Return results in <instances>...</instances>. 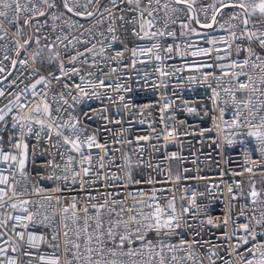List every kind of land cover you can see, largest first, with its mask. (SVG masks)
<instances>
[{
	"label": "snow or ice",
	"instance_id": "6c2138e0",
	"mask_svg": "<svg viewBox=\"0 0 264 264\" xmlns=\"http://www.w3.org/2000/svg\"><path fill=\"white\" fill-rule=\"evenodd\" d=\"M193 23L213 32V26L218 25L224 33H203L212 47L198 48L193 56L211 57L224 45L225 55L216 56V60L231 58L233 53L237 58L229 64L199 63L200 68H219L223 76L235 80V85L229 82V87L223 88L234 106L231 121H226L225 109L218 102L220 77L211 71L203 74L205 82L210 77L217 80V88L208 85L215 108L207 109L204 115L218 109L219 122L214 117L213 128L201 129L199 135L215 129L219 136L224 131L221 124L242 130L230 132L233 138L226 136V143L244 145L251 138L247 142L254 141L255 146L251 151L245 149V154L258 153L260 160L252 161L245 171L252 173L253 166L264 168V115H258L264 110V101L253 111L251 97L248 102L236 98L237 92L264 96V55L260 54L264 52V0H213L207 5L201 0H0V51L3 60L22 69L8 88L0 87V264H217V260L222 264H264V187L258 191L251 182L247 195L242 181L236 183L238 195L231 186L227 188L222 235L228 241L236 238L235 244H228L227 255L238 259H225L220 254L221 245L204 239L206 225L221 227L205 212L211 204L197 199L205 193L185 187L178 206L176 192L163 185L178 187L182 178L189 177H182L180 170L173 176L171 166L165 176L162 162L154 164L143 158L142 146L139 151L134 148L133 154L123 151V145H140L152 139V134L162 138L166 147L177 141L178 130L162 116L164 127L158 134L153 127L149 136L133 141L126 139L123 131L112 132L108 127L120 120L102 116L106 121L103 131L112 136L111 142L107 136L101 142V131L87 123L96 117L75 109L85 98H99L97 88L111 87L92 69L109 77L118 69L105 72L98 65L109 61L123 64L126 53L133 68L139 56L160 61L162 45L157 38L175 40L173 26L177 24L181 36L201 35L191 27ZM145 39L156 42L150 46L137 43ZM163 51L186 55L175 44ZM225 68L236 71L224 72ZM4 71L0 66V73ZM155 71L169 75L162 68ZM85 75L94 79H85ZM25 79L29 83L19 88L17 81ZM56 86L66 91L56 92ZM122 88L130 91L123 85L115 86L116 91ZM108 99L115 103L112 97ZM148 107L151 105H145ZM167 108L165 104L161 113ZM237 136L245 139L237 141ZM114 144L121 148L112 147ZM152 148L160 151L157 145ZM163 159L183 157L166 152ZM187 172L184 168L183 173ZM161 176L164 179L156 178ZM157 184L162 187L157 188ZM207 194L214 198L211 188ZM238 196L245 201L239 212L245 222L229 234L230 222L234 223L232 201ZM41 249L50 252L41 254Z\"/></svg>",
	"mask_w": 264,
	"mask_h": 264
},
{
	"label": "built area",
	"instance_id": "2783aa9c",
	"mask_svg": "<svg viewBox=\"0 0 264 264\" xmlns=\"http://www.w3.org/2000/svg\"><path fill=\"white\" fill-rule=\"evenodd\" d=\"M205 5L212 3L213 0H201ZM199 7V5H197ZM211 11V10H209ZM201 20H203V14H200ZM87 26V25H86ZM191 27H195L201 35L195 33H187L184 36L180 35L181 29L179 24L174 25L173 28L176 31V38L173 40L172 37L157 38L158 42L162 45L160 55L162 59L156 61L154 58L149 59L148 56L137 57V63L135 68L131 66V60L129 54H125V60L123 64H115L112 62L101 63L98 67L103 68L105 72L109 71L110 68L116 67L118 71L112 73L109 77H103L102 73L96 69H92L96 76H101L105 79L107 85L111 87L97 88L96 91L100 93L99 98H85L83 102L75 106L77 112L81 114L87 112L94 115L96 118L92 121H87L92 128L99 129L101 131V142L103 138L107 136L111 142L112 133H104L103 125L106 123L101 117H108L109 119L120 120L121 123H111L108 127L112 132L123 131V135L128 140L135 141L138 136H149L151 134V128L157 130V134L164 127V123L161 122V117H164V121L175 127L180 133L176 142L168 143L165 145L164 140L156 139L155 135L152 134L153 138L147 142L141 141L140 145L125 144L123 145V151L133 154V149L143 147V158L145 160L151 159L154 164L162 162V167L165 169V176L167 175V169L171 166L173 176H175L177 170H180L182 177H189L187 179L182 178L178 187L172 184L163 185V187L173 188V191L177 195V204L179 206V196L182 194L183 188L187 187L190 190H195L197 193L203 192V197H197L198 201L203 204H211L210 208H206L205 212L207 216L213 218L215 222L221 223V227L217 228L212 225H206L204 230V239L211 240L213 244H219L221 248V256L225 259L236 260L238 259L235 255L228 256V244L236 243V238L233 237L231 241L224 239L223 233L225 228L222 225V219L227 214L226 204L229 200V193L227 188L231 186L234 190V194L238 195V189L236 188L237 182H243L242 187L245 195H247L250 189V183L254 182L258 191L264 187V168L253 166L252 173H248L245 169L252 166V161L259 162L260 157L258 153H252L250 156L245 154V149L251 151L255 146L254 141L249 144L247 138L245 144L241 145L239 142L229 146L225 137L229 136L230 132L242 131V130H230L227 129L223 124L224 131L218 136L215 129L211 132H205L203 136L199 135L201 129L213 128L214 117L217 118L216 122H219V111L218 109L214 112L209 113L205 116L204 113L207 109L215 108L212 100V88H217V80L210 77L207 82L203 80V74L205 72H214L215 77H220V83L222 87L217 88L220 92L219 104L225 109L224 120L231 121L234 106L227 93L223 91L224 87H229V82L235 85V80L231 76H223L219 68H200L199 63H220L229 64L232 59H237L235 54L231 58L223 60H216V56L225 55V46L219 45V52H213L211 57L208 56H193L192 53L198 48H209L211 45L207 44L203 33L210 32L213 35H223L224 33L219 30L218 25L213 27L216 29L213 32L212 29L200 28L199 25L192 24ZM44 31H48L45 29ZM54 38V37H53ZM130 39H135L130 37ZM153 40L137 41V43L150 46ZM169 44H175L179 46L181 52H185L186 55L179 56L175 52L168 54L163 51V48ZM130 46H132L130 44ZM259 51V49H257ZM264 55V52L260 53ZM4 53L0 51V60H3ZM171 55L172 58H168ZM13 58L14 55H13ZM242 59V57L240 58ZM140 61H146L141 63ZM91 62V61H90ZM127 65V67H125ZM5 71L0 73V87L8 88L9 82L15 79L20 74V66L17 65L13 68L10 61L3 60L2 65ZM38 66V65H37ZM156 68H162L163 71L169 73L167 76H161L159 72L155 71ZM179 69V70H177ZM224 72L236 71L233 69L225 68ZM11 72L9 76L8 73ZM147 72V76L145 73ZM27 75V73H25ZM7 76V80L4 77ZM189 77H195L194 80H189ZM76 82H79V78L76 77ZM85 79H94V77H88L85 75ZM241 80L244 77L240 78ZM28 80H23V83L17 81L19 88H23L25 84H28ZM55 85V81H53ZM117 84L123 85L124 88L130 89V91H124L123 88L120 91L115 90ZM153 84L158 87H153ZM211 84L212 88H209ZM163 85H167L164 87ZM15 87V86H13ZM56 92L66 91L62 86H56L54 89ZM92 91L91 88L88 89ZM76 93L73 92V95ZM51 96V93L49 94ZM120 96L124 97V100L119 99ZM112 97L113 103L108 99ZM251 97L250 107L253 111L260 109L261 102L264 101V96H261L259 92H237V101L248 102ZM228 100V104L225 105L224 101ZM69 103H72L69 98ZM165 104L168 108L161 113V109L164 108ZM127 105V107H125ZM145 105H151V107L145 108ZM2 106V105H0ZM243 107V105H241ZM195 109L194 112H189L188 109ZM71 111V109H70ZM247 114V109H244ZM150 113V115H149ZM258 115H264V110H260ZM174 118V119H170ZM144 119V123L141 124L139 121ZM183 122V123H181ZM151 125V127H150ZM91 130V129H90ZM184 133H190L185 135ZM229 138H233L230 137ZM237 141L245 139L242 136L234 137ZM152 145L160 147V151L156 152L153 150ZM112 147L121 148L120 144H114ZM177 153L178 156L183 157V160L167 161L163 157L165 153ZM119 155V153H117ZM189 169V172L183 173V169ZM155 175V173H153ZM194 177H201V179H195ZM157 179H164L163 176L156 177ZM215 186V187H213ZM150 187V186H149ZM157 188L162 185L157 184ZM211 188L214 193V198L209 197L207 190ZM264 199V196L261 197ZM244 199L239 198L232 201L233 207L231 209V216L234 219V223L230 222V226L227 231L229 234L232 232V228L239 227L240 223L245 222L243 217H239L240 206L244 204ZM10 211V210H8ZM239 217V219H236ZM204 216H201L203 219ZM19 230V229H18ZM242 234V233H239ZM238 234V235H239ZM2 243V241H0ZM243 251V249H240ZM50 250L41 249V254H48ZM15 255V254H12ZM27 260L28 257H24ZM37 264L42 262L37 261ZM207 264V261H205ZM217 264H222L221 260H217Z\"/></svg>",
	"mask_w": 264,
	"mask_h": 264
}]
</instances>
